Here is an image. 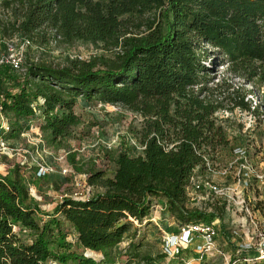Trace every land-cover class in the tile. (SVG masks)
I'll list each match as a JSON object with an SVG mask.
<instances>
[{
	"label": "trees",
	"instance_id": "obj_1",
	"mask_svg": "<svg viewBox=\"0 0 264 264\" xmlns=\"http://www.w3.org/2000/svg\"><path fill=\"white\" fill-rule=\"evenodd\" d=\"M46 31L67 44L118 51L113 60L22 64L21 76H12L14 88L0 85V116L29 119L39 107L41 131L56 146L81 124L75 112L79 99L117 105L143 119L142 129L134 132L143 150L139 154L127 142L108 153L113 177L91 170L88 178L104 192L85 201L63 199L43 228L20 169L12 177L0 174V264H101L85 251L109 255L128 237L130 221L143 223L156 200H165L179 222L222 219L223 206L207 213L187 203L191 179L210 168L225 133L204 129L201 121L187 132L181 114L194 88L212 80L215 59L248 84H264V0H0V34L30 43L47 41ZM249 93L257 95L254 89L245 97ZM234 107L261 116L250 100L236 101ZM0 133L7 134L1 120ZM57 215L69 224L75 243ZM15 228L30 231L32 242L22 241ZM56 239L54 251L50 245ZM134 239L130 260L153 264ZM233 264L264 262L235 259Z\"/></svg>",
	"mask_w": 264,
	"mask_h": 264
},
{
	"label": "rangeland",
	"instance_id": "obj_2",
	"mask_svg": "<svg viewBox=\"0 0 264 264\" xmlns=\"http://www.w3.org/2000/svg\"><path fill=\"white\" fill-rule=\"evenodd\" d=\"M46 36L47 41L36 38L24 46L18 36L11 38L0 34V58L14 56L21 59L25 66L34 62L58 66L64 64L67 58L82 61L92 58L113 60L118 51L82 42L67 44L53 31H46ZM213 62L216 65L212 80L207 85L194 88L181 114L183 129L187 132H194L196 123L201 121L204 129L211 126L225 133L226 141L218 146L214 160L208 164L210 168L198 178H209L221 185L236 186L239 191L244 187V179L251 178L249 183H252L245 195L254 202V216L263 222L264 180L254 178H264V84L258 82L252 86L237 78L222 60L215 59ZM207 66H210L209 62ZM14 75L21 76L11 67L5 66L0 74V85L6 89L14 88ZM254 89L257 91L256 96L249 93L245 97L247 91L252 92ZM242 99H245V103L250 100L252 106L257 105V114L261 116L256 117L235 108L236 101L241 102ZM75 112L81 117V124L74 128L71 138L56 146L49 144L41 131L44 115L39 107L36 115L29 119L17 121L11 114L4 115V122H8L14 131L0 133V174L12 177L13 172L20 169L28 185L30 199L40 210L36 218L42 228L44 223L50 222L55 216L56 207L63 199L76 195H89L92 198L104 192L97 185L91 186L88 178L91 170L103 171L105 178L113 177L115 168L108 153H117L127 142L136 147L135 151L139 154L143 150L134 135V132L142 129L141 116L121 106L98 101L87 102L84 99L77 101ZM40 164L49 170L46 176L38 177ZM202 198L200 194L188 196L187 206L207 213L213 212L217 206H223L225 213L221 227L226 233L233 229L237 217L241 216H235L233 208L229 210L222 201ZM56 217L62 220L69 239L72 238L69 224L60 216ZM130 222L132 228L128 237L109 255L93 253L99 263L141 264L129 258L131 238H135L134 244L141 245L139 251L153 258V264H182L180 259L164 257L165 239L170 233H176L179 225V221L169 213L165 200L155 201L151 215L143 223ZM15 232L22 241L32 242L30 231L15 228ZM58 243L57 239L52 241L51 249L57 250ZM234 247L235 244L222 247L226 256L211 257L210 264H225L224 257L230 258L235 253ZM75 250L83 252L79 247ZM189 253L186 251V255Z\"/></svg>",
	"mask_w": 264,
	"mask_h": 264
},
{
	"label": "built area",
	"instance_id": "obj_3",
	"mask_svg": "<svg viewBox=\"0 0 264 264\" xmlns=\"http://www.w3.org/2000/svg\"><path fill=\"white\" fill-rule=\"evenodd\" d=\"M28 44L29 42L27 41L24 43V46ZM22 64L21 59H17L14 56L0 58V74L5 66H10L15 72L22 74L24 72ZM0 120L2 130L6 133L10 132V124L4 122L3 116H0ZM240 153L245 152L240 151ZM45 167L43 164H40L38 177L47 175L49 170ZM250 179H244V187L239 191L236 186L221 185L209 178H192L188 188V196L200 194L204 198H207V200L222 201V203H226L229 210L233 208L235 216L239 214L241 217H237L236 224L228 233L223 231L221 227L222 219L219 217L210 223L179 222L177 232L170 233L165 239V257L180 259L182 264H210L211 257H216L217 255L226 256L222 247H226L228 244H235L233 248L235 253L230 258L224 257L225 264H233L235 259L237 261L243 260L247 263L264 262V221L261 222L254 216L256 208L254 202L250 197L246 198L245 195L252 183H249ZM254 179L264 180V178ZM90 198L91 196L89 195L70 197V199L82 201ZM136 223L138 224V222ZM224 229L227 231L225 227ZM69 241L75 243L76 238L72 237ZM186 251H190L191 253L186 255ZM90 252L92 255H90ZM93 253L90 250H86L85 256L95 259Z\"/></svg>",
	"mask_w": 264,
	"mask_h": 264
}]
</instances>
